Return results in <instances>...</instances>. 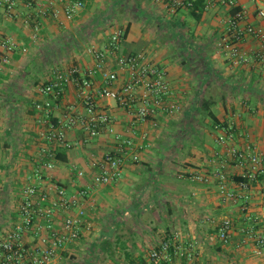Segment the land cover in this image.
Wrapping results in <instances>:
<instances>
[{"label": "crops", "instance_id": "0c3cea01", "mask_svg": "<svg viewBox=\"0 0 264 264\" xmlns=\"http://www.w3.org/2000/svg\"><path fill=\"white\" fill-rule=\"evenodd\" d=\"M36 2L15 0L9 16L0 9V33L27 48L25 53L15 52L0 73V238L17 219L24 186L33 182L47 188L52 181L69 192L86 191L79 238L90 235V229L104 219L99 251L106 240L112 257L114 251L108 247L120 237L123 252L131 258L127 264L138 257L144 262L149 249L173 233L181 244L198 241L201 264H264L253 254L242 231L251 225L248 214L264 216V175L249 182L245 213L240 201L222 199L213 172L226 157L225 147L216 141L225 131L233 132L234 146L264 152V65L254 57L262 51L259 42L249 36L241 42V48L249 53V62L235 63L227 58L217 44L231 10L219 4L195 10L194 14L190 8L171 13L156 0H83L82 8L66 19L61 12L64 0H55L53 6L39 0L47 12L44 17L38 16ZM235 3L245 9L242 25L264 29V20L256 15L262 2ZM53 7L59 10L57 18L51 14ZM28 15L40 19L35 36L24 24ZM115 29L123 30L119 54L141 53L165 71L171 90L169 100L177 103L178 111L160 115L153 128L150 124H133L130 115L113 100H100L114 118L115 132L141 145L137 149L139 161L127 159L117 181L94 185L89 160L111 151L113 136L102 131L82 144V131L74 129L67 131L72 148H56V156L62 150L65 160L56 159L52 170L41 167L43 178L35 179L33 172L44 145L41 113L34 108V102L43 98L38 87L56 67L75 66L84 73L92 64L86 48H102ZM54 51L58 57L50 67L45 62ZM70 61L74 64H68ZM110 66L112 61L107 68ZM96 80L100 81V75ZM75 95V85L69 83L61 104L53 110V118H58L65 107L81 109ZM207 109L215 115V122L206 116ZM77 170L84 175L77 177ZM242 172L229 161L225 168L228 190L239 191L235 177ZM191 173L206 174L208 181L190 179ZM225 218L233 227L229 242L223 244L217 237V226ZM77 240L68 245L63 256H77Z\"/></svg>", "mask_w": 264, "mask_h": 264}, {"label": "built area", "instance_id": "2783aa9c", "mask_svg": "<svg viewBox=\"0 0 264 264\" xmlns=\"http://www.w3.org/2000/svg\"><path fill=\"white\" fill-rule=\"evenodd\" d=\"M36 1V0H35ZM39 2V0H37ZM53 6L55 0H45ZM174 13L181 8H192L193 0H156ZM256 15L264 20V0ZM36 2L38 16L44 17L47 12ZM221 5L232 12L224 20L225 31L218 40V46L224 55L235 63L249 62V53L241 48V42L246 36L257 40L262 48L255 54L256 60L264 65V29L259 25L244 24L245 9L236 6L235 0H205L203 9ZM15 5V0H0V9L9 16ZM31 5V2L29 3ZM61 10L66 19H70L82 8L83 0H64ZM52 16L57 18L59 10L53 7ZM30 26L34 36L40 29V19L28 15L24 20ZM123 39V30L115 29L106 44L102 47L88 46L86 52L90 55L92 64L81 74L75 66L56 67L51 76L38 87V93L43 96L34 102V108L41 113L40 122L44 125L41 139L44 143L39 150V165L33 172L35 179L41 181V167L52 170L56 161V148L70 149L73 143L67 137V131L79 129L83 133L82 144L97 138L102 131L113 136L114 146L111 151L100 157L89 160L91 182L94 185H106L119 179L122 164L127 159L139 161L137 149L141 145L129 137H123L114 130V118L100 100H113L131 118L133 124L158 125L160 115H173L178 111L177 103L170 101L171 90L165 76V71L146 60L141 53L119 54ZM27 48L10 36L0 33V73L9 64L12 55ZM112 61V66L107 64ZM96 75H100L97 82ZM73 83L76 89V100L81 106L65 107L58 118H53V110L58 108L65 94V87ZM146 135H143L145 137ZM233 132L225 131L217 136L216 141L226 149V157L213 171L218 179L222 199H231L242 203V210L248 209L249 182L256 181L264 175V152L240 149L231 141ZM229 161L242 168V178L237 182L239 191L228 190L225 168ZM77 177L84 172L77 170ZM50 178V176H49ZM190 179L207 182L206 174L191 173ZM50 181V179H49ZM47 188L40 183L28 182L23 188L19 202L17 219L0 238V264H66L63 252L69 244L80 236L83 218L86 210L84 205L85 190L69 192L58 182H50ZM264 189V183H263ZM251 225L244 228L243 236L251 243L253 254L264 262V216H246ZM256 226H262L257 229ZM233 223L229 218L223 219L217 226V237L226 244L230 240ZM199 244L193 240L181 244L176 233L164 237L148 251L145 264H201L198 259ZM67 264H74L68 262ZM212 264V263H203Z\"/></svg>", "mask_w": 264, "mask_h": 264}, {"label": "rangeland", "instance_id": "374dc122", "mask_svg": "<svg viewBox=\"0 0 264 264\" xmlns=\"http://www.w3.org/2000/svg\"><path fill=\"white\" fill-rule=\"evenodd\" d=\"M56 49V48H55ZM57 52L54 51V56H50L48 59H46V64L50 67L54 65V61H57ZM40 63H43L42 60ZM39 63V64H40ZM68 64H74L72 61L68 62ZM37 64L35 63V66ZM106 226V222L104 219L99 220L96 225L95 229L91 230L90 235L84 237V234L81 235V238H79L78 242V248L76 251V255L68 256L70 253H65L64 262L67 264L68 262H72L74 264H111V261H115L116 264H127V261L131 258H129L128 255H125V252L122 250V242L121 238L114 240L113 242L115 244H111L110 247H108L110 250L114 251L113 256L107 252V248H103L102 251H99V241L104 237L102 233L104 232V228ZM92 228V226H91ZM121 231V229H119ZM79 260V261H77Z\"/></svg>", "mask_w": 264, "mask_h": 264}, {"label": "trees", "instance_id": "16d2710c", "mask_svg": "<svg viewBox=\"0 0 264 264\" xmlns=\"http://www.w3.org/2000/svg\"><path fill=\"white\" fill-rule=\"evenodd\" d=\"M204 1L205 0H196V1H193V7L192 8H190L191 9V11H192V13H194V14H197L196 12H195V10H198V9H203V5H204ZM232 12V11H231ZM206 111V116H208L209 118H210V120H212V121H216V117H215V115L213 114V112L211 111V110H209V109H207V110H205ZM59 151H61L59 154H57V156H56V159H59V160H62V161H64L65 160V156H64V154H62L63 152H62V150H59ZM58 151V152H59ZM237 180H246V179H244V178H242L241 176L240 177H235ZM106 241V240H105ZM104 241V243H103V246H104V248H105V245L107 244V242H105ZM143 260H142V257H138V258H136L135 260H131V262L133 263V264H145V261L144 262H142Z\"/></svg>", "mask_w": 264, "mask_h": 264}]
</instances>
